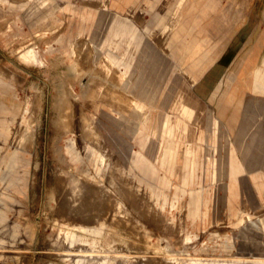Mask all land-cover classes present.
<instances>
[{
	"label": "rangeland",
	"instance_id": "obj_1",
	"mask_svg": "<svg viewBox=\"0 0 264 264\" xmlns=\"http://www.w3.org/2000/svg\"><path fill=\"white\" fill-rule=\"evenodd\" d=\"M16 1L24 5L0 6V82L20 104L1 129L0 264H264V138L248 127L264 101L248 102L236 133L226 127L194 86L208 51L181 37L182 8L219 1H175L161 31L148 30L143 11H122L129 20L108 2ZM129 29L143 37L124 60ZM78 33L89 63L71 53ZM106 53L116 72L101 68ZM254 75L262 93L264 68ZM105 91L134 98L144 117L103 101ZM244 140L245 160L233 147ZM92 189L104 199L88 215Z\"/></svg>",
	"mask_w": 264,
	"mask_h": 264
},
{
	"label": "crops",
	"instance_id": "obj_2",
	"mask_svg": "<svg viewBox=\"0 0 264 264\" xmlns=\"http://www.w3.org/2000/svg\"><path fill=\"white\" fill-rule=\"evenodd\" d=\"M46 1L47 0H41L39 2V7L45 6ZM56 1L74 2L80 0ZM84 1H91L85 3H95L96 5L102 2H108L110 6H108L107 9L129 20L130 18L126 17L122 11H127L129 8V12L134 9H139V11H143L146 16L145 21L148 30L161 31L162 25L166 24L171 17L173 11L172 6L177 0ZM163 1H173L168 8L167 6L165 7V9H167L164 14L162 13ZM197 1H201L198 3L199 7L207 0ZM217 1H219V7L211 10L208 9V11L204 12L201 8L193 9V5H191L190 11H188L187 7L182 8L183 21L186 23L184 24L185 31L182 32L181 37L189 42H192L194 39L200 40L203 44L201 52L208 51V61L203 65V68L199 70L196 78L197 81L194 86L198 89V94L206 99L209 106H211L214 111L219 113L223 121H226L225 126L234 128V133H236L248 102L254 103L256 99L264 101V91L262 93L257 92V83H255V80L257 81L262 78L254 75L255 69L258 67L264 68V0H251L249 6L244 4L246 0ZM209 2L211 3L213 0ZM6 3L14 7L16 4H19V7L24 5V3L20 1L17 2L16 0H0V6ZM26 3L27 2H25V4ZM162 19H164L163 24ZM36 31L39 32L40 30ZM142 31L146 32L144 27ZM56 34H58V31H56ZM120 35L127 40V47L122 49L123 52L121 55L122 59L125 58L124 60H126L132 56L134 50L140 45L143 33L140 29L137 30V32L129 29V31L126 33L123 32ZM38 36H40V34H38ZM117 36L118 34H114V37ZM76 38L70 43L71 53L74 56L75 63H79L81 60H84L86 63L91 62L87 58H91L92 46L85 39L81 38L79 33ZM48 49H50L49 51L51 52V47H48ZM113 61L114 59L106 53L102 61L103 67L101 68L107 69V72L110 73L116 72L112 70L110 65ZM121 62L125 61L122 60ZM102 100L114 104L127 112L132 110L137 114L139 113V117H144V115L141 114L144 110V105L124 93L105 91L102 94ZM255 108L257 111V120L249 124L248 127L257 130V133L261 132L264 138V117L260 120L259 109L257 107ZM19 111L20 104L16 103V99L12 95L9 87H7L5 83L0 82L1 141L6 142L1 136V129H7V127L12 128L14 120L19 115ZM144 119L145 118H143V120ZM164 127L163 133L171 135V127L168 126L167 123L164 124ZM245 142L244 140L241 148H237L235 142H233V147L240 151L244 160L248 157L250 152V148ZM171 152V149H168V153ZM230 164V177L234 183L237 179V174L240 173V167L242 166L235 157L231 158ZM233 183L229 186V191L231 193L230 201L236 196ZM238 213L239 212H237V214ZM1 217H3V219L0 221V224L5 221V214L2 212H0V218Z\"/></svg>",
	"mask_w": 264,
	"mask_h": 264
},
{
	"label": "bare ground",
	"instance_id": "obj_3",
	"mask_svg": "<svg viewBox=\"0 0 264 264\" xmlns=\"http://www.w3.org/2000/svg\"><path fill=\"white\" fill-rule=\"evenodd\" d=\"M79 185H80V184H79ZM76 187H77V186H76ZM98 191H99V190H98ZM98 191H94L93 189L90 191L92 196H91V195H88V197H89V196L92 197L91 199H93V200L91 201L90 199H86V200H90L91 203L88 202L86 206H85V204H84V206L86 207V213L84 212L85 214H88V215L91 214V213L97 214L98 210L101 209V208H98L97 206L101 207L99 203H102V202H100V201H101L102 199H104V198H102V199L99 198V199H101V200L99 201V199H98V195H99V192H100V191H99V192H98ZM89 194H90V193H89ZM64 200H65V199H64ZM86 200H84V201H86ZM108 200H109V199H108ZM68 202H69V201H68ZM73 203H74V202H73ZM82 205H83V204H82ZM108 205H109V203H108ZM84 206H83V208H85ZM106 206H107V205H106ZM69 207H70V206H69ZM81 207H82V206H81ZM81 207H80V208H81ZM108 207H109V206H108ZM97 208H98V209H97ZM81 211H83V210H81ZM74 212H75V211H74ZM82 213H83V212H82ZM99 213H100V210H99ZM94 214H93V215H94ZM93 215H92V216H93ZM81 216H82V215H81ZM84 216H85V215H84ZM90 216H91V215H90ZM90 216H89V217H90ZM95 216H96V215H95ZM95 218H96V217H95ZM112 218H113V217H112ZM112 218H111V219H112ZM127 218H128V217H127ZM97 219H98V218H97ZM100 219H101V218H100ZM91 220H92V219H91Z\"/></svg>",
	"mask_w": 264,
	"mask_h": 264
}]
</instances>
